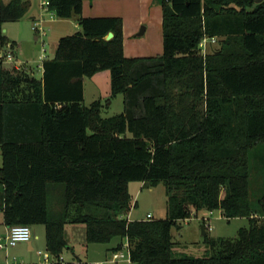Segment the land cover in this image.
I'll list each match as a JSON object with an SVG mask.
<instances>
[{
    "label": "trees",
    "instance_id": "1",
    "mask_svg": "<svg viewBox=\"0 0 264 264\" xmlns=\"http://www.w3.org/2000/svg\"><path fill=\"white\" fill-rule=\"evenodd\" d=\"M46 1L59 19L78 16L80 30L58 39L40 80L0 64L4 225H42L56 260L70 224L86 245L118 239L111 254L126 242L129 264H264V186L252 201L249 160L259 148L264 170V0H158L162 54L148 58L124 56L120 18H84V0ZM27 8L0 0V46L2 25ZM205 37L218 51L202 54ZM106 70L124 109L102 118L100 100L83 104V79ZM133 181L164 185L165 219L124 218ZM192 210L249 226L206 238L208 257H175L171 229Z\"/></svg>",
    "mask_w": 264,
    "mask_h": 264
},
{
    "label": "rangeland",
    "instance_id": "2",
    "mask_svg": "<svg viewBox=\"0 0 264 264\" xmlns=\"http://www.w3.org/2000/svg\"><path fill=\"white\" fill-rule=\"evenodd\" d=\"M54 23H47L44 25L45 35H41L39 38L35 39L39 35L38 31H33L32 24L28 18H22L16 22H7L2 25V31L7 40L11 42L21 43L22 53L19 55L18 59L22 57H27L31 61L29 66L34 68H40L41 63L44 59L50 56V51L54 45V41L57 34L61 35H71L73 32V21H69L64 25L59 24L60 27L56 29L58 20L55 19ZM80 28L78 27L77 31ZM60 31V32H58ZM70 31V32H69ZM63 33V34H62ZM219 44L208 42L206 47L203 49L202 54L214 53L218 51ZM25 59V58H24ZM40 69L34 71V76L39 78ZM104 72V73H103ZM101 71L98 73V81L96 83L98 89L89 81L86 80L84 86V99L83 104L88 105L90 102L96 99H100L103 106L101 109V117L108 118L113 115L120 114L123 111L122 96L117 95L114 98L110 97V85H109V72ZM108 102H111V106H107ZM126 137H131L129 133H126ZM258 149L253 150L249 154L250 160V196L252 201L257 200L263 190L264 186V170L263 163L259 157ZM1 161V156H0ZM129 193L131 194L132 206L129 211L130 218L134 220H141L145 217L146 213H150L154 219H165L166 217V201L165 189L162 183L156 186H149L146 183L139 181H133L128 185ZM137 201V205L135 202ZM55 206V203L51 202L50 207ZM1 212V211H0ZM127 213V214H129ZM127 214L124 218L127 219ZM264 223V219L260 220V224ZM209 225L210 230L207 229ZM249 226V220L247 217L244 218H226L221 215L220 211H192L189 219L180 221L177 226L172 227L171 235H173V253L175 257H208L212 254L209 246L206 244V238L214 239H226V238H236L238 236V231L244 229V227ZM202 227H204L205 234L202 233ZM32 228V239L36 242L38 249L41 250L42 254H47L45 249H43L42 238L44 228L42 225H34ZM80 232H78L76 239L78 242L83 243V228L81 226L77 227ZM38 230H43L38 234ZM34 235L38 236V239H34ZM4 239L0 240L3 242ZM45 240V239H44ZM116 240L113 239L109 245H114ZM109 245H106L107 247ZM102 246L103 245H95ZM105 246V245H104ZM12 247H8V251ZM95 252L90 251L91 254L96 256L94 259H99L102 253H99V249L95 248ZM6 249H0V253L4 254ZM118 253H122L123 257L114 260L115 264H129L127 248L123 247ZM8 256V264H29V259L21 260L17 256ZM112 254L109 253L107 256L108 262L111 261ZM94 264V263H93ZM111 264V263H104Z\"/></svg>",
    "mask_w": 264,
    "mask_h": 264
},
{
    "label": "crops",
    "instance_id": "3",
    "mask_svg": "<svg viewBox=\"0 0 264 264\" xmlns=\"http://www.w3.org/2000/svg\"><path fill=\"white\" fill-rule=\"evenodd\" d=\"M2 1L3 3H7L9 0H2ZM44 1L45 0H28V8L23 18H28L32 25L37 24L41 29H43L44 32H45L44 25L47 23H54L55 19L58 20L57 22L58 24L56 25L57 30L60 28L58 26L59 24L64 25L65 23H68L69 21H73L74 22L73 31L71 32L73 33L77 32V29L79 27L78 22H77L78 16L72 15L68 19H59L54 15L52 11H50L49 9L45 11L41 7L40 4L41 2H44ZM161 13H162L161 6L158 0H84L82 2V9H81V16L84 18H106V17H116L117 18L118 17L121 19L122 21L121 33L123 34L122 53H124V56L126 58H148V57H157L162 54L161 52L162 51V33H161L162 15ZM57 35L59 37H57L54 41V45L50 51V56L44 60H49L53 58L58 39L62 36H66V35H61V33H58ZM37 38L38 37H35V39ZM8 44H12L11 46L14 49L15 59L24 64L22 66V70H25L34 76V71L36 69L37 70L40 69L39 78L36 77V79L40 80L42 77V63H41L40 68L39 67L34 68V67L29 66L28 64L31 61L29 58L24 57L25 58L24 59L22 57L21 59H18L19 55L22 53L21 43H17V42L13 43L8 40ZM98 73H96L90 78L83 79V96H84V86H85L87 79L91 81V83L98 89L96 85L99 79L97 78ZM121 96H122V105H123V95ZM111 98H114V97H111ZM96 100H100V99H96ZM107 106H111V102H108ZM100 115H101V111H100ZM0 156H1V153H0ZM1 164H2V160L0 161V166ZM129 195L131 198L130 193ZM57 204L59 203L56 201L55 205ZM135 205H137V201L135 202ZM147 215H150L151 219L154 218L153 216H151L150 213H146L145 217L147 219H148ZM127 219L129 221H133V219L130 218V213L127 214ZM141 220H145V218H141ZM78 226L79 225H76V226L70 225V224L66 225L65 231H66V238H67V246L64 249L60 259L58 260H56L47 251L46 246H45L44 235H43L41 245L43 246V249H45V252L49 254L48 263L49 264H57V263L59 264H80V263L115 264L112 261L108 262L107 256L109 253H111L110 250L114 248L119 243V241L116 240L114 245L106 244V245H109L108 247L106 245L105 246L103 245V247L95 246V245H101V244L86 245L84 244V240H83V243H80L76 239L78 232H80V230L77 228ZM30 230H31V239L29 242L18 243L17 245L10 248L9 251L7 249L8 246L4 248L6 249V251H4V254L0 253V264H8L7 263L8 256H11V255L13 259L15 258L14 256H17L23 261H25L24 259H29L30 261L29 264H46L43 260V256L38 254V252H40L41 250L38 249L36 242L32 239L33 233H32L31 227H30ZM7 231H8V227L4 225L3 219H2V213L0 212V240L2 239L5 240ZM41 231L43 230H38V234L41 233ZM34 239L37 240L38 236L34 235ZM123 247L126 248V242H124ZM95 248L99 249L100 254L102 253L101 258L99 259H94L96 256L91 254L92 252L96 251Z\"/></svg>",
    "mask_w": 264,
    "mask_h": 264
},
{
    "label": "built area",
    "instance_id": "4",
    "mask_svg": "<svg viewBox=\"0 0 264 264\" xmlns=\"http://www.w3.org/2000/svg\"><path fill=\"white\" fill-rule=\"evenodd\" d=\"M41 7L47 11L48 10V3L45 0L44 2H41ZM33 31H38L39 35L37 37L39 38L41 35H45V32L43 29H41L37 24H33L32 26ZM208 42L215 43L216 39L215 38H203L202 42L200 43L201 50L206 47V44ZM0 64L3 67L6 68H13L15 70H20L22 66L24 65L22 62L17 61L14 56V49L11 46V44H4L3 46H0ZM148 219H151L150 215H147ZM207 229L210 230L209 225L207 226ZM31 239V230L30 227L27 225H15L11 226L8 228L5 240L3 242L0 241V249H4L7 246L8 247H13L17 245L18 243H26L29 242ZM38 254L43 256V260L46 264L48 263V257L49 254H41V252H38ZM123 254L122 253H115L112 254L111 261L113 262L114 260H117L119 258H122ZM129 263V259L127 261ZM101 264V263H97Z\"/></svg>",
    "mask_w": 264,
    "mask_h": 264
},
{
    "label": "water",
    "instance_id": "5",
    "mask_svg": "<svg viewBox=\"0 0 264 264\" xmlns=\"http://www.w3.org/2000/svg\"><path fill=\"white\" fill-rule=\"evenodd\" d=\"M260 0H255V2H259ZM112 37V33H108L107 36L105 37L106 40L110 39ZM202 233L204 234V227H202Z\"/></svg>",
    "mask_w": 264,
    "mask_h": 264
}]
</instances>
